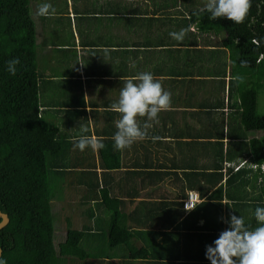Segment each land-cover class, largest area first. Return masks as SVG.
I'll use <instances>...</instances> for the list:
<instances>
[{
  "label": "crops",
  "instance_id": "0c3cea01",
  "mask_svg": "<svg viewBox=\"0 0 264 264\" xmlns=\"http://www.w3.org/2000/svg\"><path fill=\"white\" fill-rule=\"evenodd\" d=\"M33 1L44 133L57 128L63 147L60 162L78 163L66 169L70 174L96 172L109 197L119 199L106 204L117 207L119 218L98 219L102 204L97 208L90 199L87 204L72 201L82 191L59 189L67 200L56 199V209L70 204V214L74 208L79 214L80 228L111 224L95 264H210L205 246L227 227L220 217L241 215L255 228L256 220L250 222L255 209H247L252 202L229 201L226 196L229 163L251 160L247 154H237L234 160L228 154L230 127L242 119L228 96L236 79L230 59L233 41L205 24V13L198 10L206 0H47L56 10L47 17L37 15L39 3H34L39 0ZM181 29L182 42L169 36ZM140 72H151L161 82L170 93V106L149 122V138L117 151L112 137L120 114L110 106L118 101L124 80ZM138 123L143 125L145 118L138 117ZM252 132L248 138L255 137ZM82 136L103 147L86 148L81 157L75 156L74 142ZM216 172L223 174L217 184ZM221 186L222 194L217 192ZM247 190L254 196L251 186ZM191 192L199 200L186 210L183 202ZM221 201L226 206L217 209Z\"/></svg>",
  "mask_w": 264,
  "mask_h": 264
},
{
  "label": "trees",
  "instance_id": "16d2710c",
  "mask_svg": "<svg viewBox=\"0 0 264 264\" xmlns=\"http://www.w3.org/2000/svg\"><path fill=\"white\" fill-rule=\"evenodd\" d=\"M192 1L195 4L200 0ZM32 2L0 0V210L10 219L0 229L3 249L0 258L6 264H95L101 254V241L109 239L106 228L110 229L111 224L70 227L57 245L56 224L63 218L55 201L67 200L59 189L71 187L76 192L82 191L72 201L87 204L90 199L97 208L102 204L104 209L98 213V219L119 218L117 207L106 206L113 198L115 202L119 199L109 197L107 185L99 180L96 172L87 176L86 173L70 174L66 169L76 167L78 163L60 162L63 147L57 139V128H50L48 135L44 133L46 122L39 114L40 64L37 62L41 49L36 39ZM36 3L40 5L42 0ZM203 18L208 27L223 32L233 41L230 59L232 76L236 79L231 82L228 96L230 107L235 111L238 105L242 119L230 127L233 139L228 154L232 160L237 154H247L251 160L229 163L226 196L229 201L249 199L252 204L247 205V209L264 207V175L259 167H254L264 161V113L258 112V101L264 105V88L260 83L264 80V0H252L249 13L241 24L226 18L211 20L207 13ZM13 57H19L21 61L15 76L5 70L6 61ZM249 131H253L255 137L248 138ZM258 132H261L260 136ZM222 136L224 133H221L223 140ZM233 143L236 145L231 150ZM82 152L77 149L74 154L81 157ZM219 167H225L222 161ZM216 173L219 176L215 178V184L223 177L222 173ZM67 176L72 178L67 180ZM247 186H251L254 196H250ZM89 188L93 195L87 194ZM244 191L247 192L245 198L242 197ZM217 192L222 194L223 187ZM216 206L224 209L226 205L221 201ZM88 208L95 213L93 206ZM254 221L250 219V222Z\"/></svg>",
  "mask_w": 264,
  "mask_h": 264
},
{
  "label": "clouds",
  "instance_id": "9594fccd",
  "mask_svg": "<svg viewBox=\"0 0 264 264\" xmlns=\"http://www.w3.org/2000/svg\"><path fill=\"white\" fill-rule=\"evenodd\" d=\"M251 4L252 0H206L203 8L198 12L207 13L211 20L226 18L234 24H241L248 15ZM55 11L47 0H43L37 8V15L47 17ZM169 36L177 42H182L185 38V30L170 32ZM107 51L104 50L105 53ZM20 63L19 57H13L6 61L5 70L9 75L15 76ZM170 101V93L162 88L161 82L155 79L151 72H140L124 80L118 101L110 106L112 111L120 114V118L115 123L116 132L112 137L113 147L120 151L138 140L149 138L148 129L152 127L149 122L157 121L158 114L169 108ZM138 117L145 118L143 125L138 123ZM151 138L157 139V137ZM74 147L84 151L86 148H102L103 144L82 136L74 142ZM252 165L254 166V163ZM254 167H259L264 175V161ZM188 209L193 207L186 208ZM254 217L257 226L252 229L245 224L241 215L229 213L227 218L223 216L219 218L227 227L211 244L205 246L204 255L210 264H264V207H256ZM0 264L6 262L0 258Z\"/></svg>",
  "mask_w": 264,
  "mask_h": 264
},
{
  "label": "rangeland",
  "instance_id": "374dc122",
  "mask_svg": "<svg viewBox=\"0 0 264 264\" xmlns=\"http://www.w3.org/2000/svg\"><path fill=\"white\" fill-rule=\"evenodd\" d=\"M230 41H231V38H228ZM260 83H262L263 84V87L262 88H264V80H262ZM263 91H264V89H263ZM258 112L260 113V114H263L264 113V105H263V103H262V101L260 102V101H258ZM59 210H60V215H62V218H63V220L62 221H59V223L58 224H56V229H57V237L55 238V242H56V244L57 245H59L60 244V242L63 240V238L65 237V232H66V230L68 229V228H70V227H77L78 228V226L80 227V224H77V223H79V214H78V212L76 211V209L74 208L73 209V212H72V214H70L71 213V209H72V207H71V205L70 204H67V205H65V208L64 209H62L61 207H59L58 208ZM74 212H76L75 214H73ZM70 214V215H69ZM55 216V215H54ZM66 219H68V222H67V220ZM64 220H66V221H64ZM70 221L71 222H73L74 224H69L70 223ZM67 223V224H66ZM88 225H91V224H88ZM115 234V233H114ZM114 234H113V236H114ZM125 236V235H124ZM113 238V237H112ZM122 240H124V237L122 238ZM102 246V245H101ZM106 246V245H105ZM58 248V247H57ZM59 250V249H58Z\"/></svg>",
  "mask_w": 264,
  "mask_h": 264
},
{
  "label": "built area",
  "instance_id": "2783aa9c",
  "mask_svg": "<svg viewBox=\"0 0 264 264\" xmlns=\"http://www.w3.org/2000/svg\"><path fill=\"white\" fill-rule=\"evenodd\" d=\"M198 200H199L198 194L191 192L183 202L184 208L186 209L189 207H194L195 204L198 202Z\"/></svg>",
  "mask_w": 264,
  "mask_h": 264
},
{
  "label": "water",
  "instance_id": "95a60500",
  "mask_svg": "<svg viewBox=\"0 0 264 264\" xmlns=\"http://www.w3.org/2000/svg\"><path fill=\"white\" fill-rule=\"evenodd\" d=\"M0 218H1V220H0V229H2L9 223L10 219H9V215L7 213H5V212H2L1 210H0ZM2 253H3V249L0 246V257L2 255Z\"/></svg>",
  "mask_w": 264,
  "mask_h": 264
}]
</instances>
